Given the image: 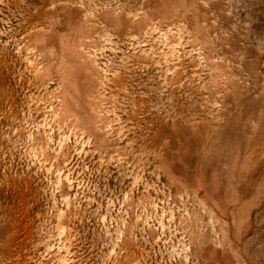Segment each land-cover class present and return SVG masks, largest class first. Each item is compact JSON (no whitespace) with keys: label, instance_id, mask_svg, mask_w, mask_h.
I'll return each mask as SVG.
<instances>
[{"label":"rangeland","instance_id":"rangeland-1","mask_svg":"<svg viewBox=\"0 0 264 264\" xmlns=\"http://www.w3.org/2000/svg\"><path fill=\"white\" fill-rule=\"evenodd\" d=\"M0 264H264V0H0Z\"/></svg>","mask_w":264,"mask_h":264}]
</instances>
